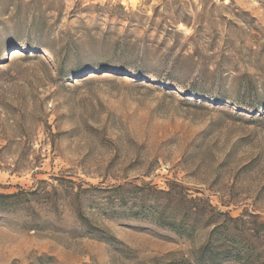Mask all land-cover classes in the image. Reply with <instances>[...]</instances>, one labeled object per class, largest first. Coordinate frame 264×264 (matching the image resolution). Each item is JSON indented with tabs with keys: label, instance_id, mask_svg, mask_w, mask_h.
I'll list each match as a JSON object with an SVG mask.
<instances>
[{
	"label": "rangeland",
	"instance_id": "374dc122",
	"mask_svg": "<svg viewBox=\"0 0 264 264\" xmlns=\"http://www.w3.org/2000/svg\"><path fill=\"white\" fill-rule=\"evenodd\" d=\"M249 85L264 0H0V264H264Z\"/></svg>",
	"mask_w": 264,
	"mask_h": 264
},
{
	"label": "trees",
	"instance_id": "16d2710c",
	"mask_svg": "<svg viewBox=\"0 0 264 264\" xmlns=\"http://www.w3.org/2000/svg\"><path fill=\"white\" fill-rule=\"evenodd\" d=\"M91 63H83L82 60L78 61L76 63L75 69L72 70L73 72V78L74 79H82L89 74L92 73L93 68H91L90 65ZM120 70L122 71H127V72H132L133 75H143L147 74L145 71L139 68H133L129 69L128 67H119ZM254 89L249 85L247 88L242 89L239 87L237 91V97L234 100V103L236 106L242 105L244 108L247 110H252L254 112H257L259 110H264V100H262L255 91ZM18 194H11V195H3L0 194V199H12L14 197H17Z\"/></svg>",
	"mask_w": 264,
	"mask_h": 264
}]
</instances>
